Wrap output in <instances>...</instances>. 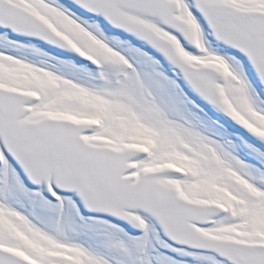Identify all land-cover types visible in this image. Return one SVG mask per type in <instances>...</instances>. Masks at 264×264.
Returning a JSON list of instances; mask_svg holds the SVG:
<instances>
[{
  "label": "snow or ice",
  "instance_id": "snow-or-ice-1",
  "mask_svg": "<svg viewBox=\"0 0 264 264\" xmlns=\"http://www.w3.org/2000/svg\"><path fill=\"white\" fill-rule=\"evenodd\" d=\"M0 264H264V0H0Z\"/></svg>",
  "mask_w": 264,
  "mask_h": 264
}]
</instances>
